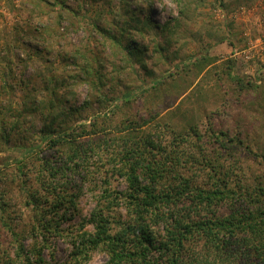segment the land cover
<instances>
[{"label": "rangeland", "instance_id": "374dc122", "mask_svg": "<svg viewBox=\"0 0 264 264\" xmlns=\"http://www.w3.org/2000/svg\"><path fill=\"white\" fill-rule=\"evenodd\" d=\"M127 117L161 131L163 141L183 135L182 161L202 155L201 143L232 172V186L264 182V0H0V185L19 230L29 216L20 182L32 181L48 131ZM214 130L234 140L230 149L213 141ZM199 166L182 169L208 181ZM79 205L73 223L95 205L87 188ZM48 244V260L54 253L64 261L72 250L67 235ZM0 247L15 257L10 232ZM107 259L96 251L84 264Z\"/></svg>", "mask_w": 264, "mask_h": 264}, {"label": "trees", "instance_id": "16d2710c", "mask_svg": "<svg viewBox=\"0 0 264 264\" xmlns=\"http://www.w3.org/2000/svg\"><path fill=\"white\" fill-rule=\"evenodd\" d=\"M126 48L134 55L131 41ZM103 123L48 131L47 151L36 156L32 181L24 177L20 182L29 212L23 229H18L19 215L10 210V191L0 185V235L10 232L15 245V257L0 247V264H84L96 251L107 254L106 264H264L263 181L232 186V172L214 163L197 142L202 155L182 161L183 135L163 141L161 131L143 129L128 117ZM192 133L203 137L195 128ZM225 135L211 134L228 150L234 140ZM23 162L16 165L21 177L28 175ZM189 163L204 166L208 181L182 169ZM84 188L95 205L73 223L81 213ZM64 223L70 224L63 228ZM64 235L72 246L69 257L59 261L51 253L48 260V241ZM28 236L30 247L24 241Z\"/></svg>", "mask_w": 264, "mask_h": 264}]
</instances>
